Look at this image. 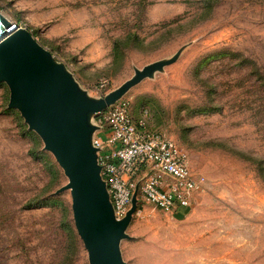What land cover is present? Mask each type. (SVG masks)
Instances as JSON below:
<instances>
[{"label": "rangeland", "instance_id": "374dc122", "mask_svg": "<svg viewBox=\"0 0 264 264\" xmlns=\"http://www.w3.org/2000/svg\"><path fill=\"white\" fill-rule=\"evenodd\" d=\"M0 12L95 100L167 63L124 97L205 182L187 209L139 204L125 264H264V0H0ZM10 96L0 83V264H91L71 191L57 194L69 179Z\"/></svg>", "mask_w": 264, "mask_h": 264}, {"label": "water", "instance_id": "95a60500", "mask_svg": "<svg viewBox=\"0 0 264 264\" xmlns=\"http://www.w3.org/2000/svg\"><path fill=\"white\" fill-rule=\"evenodd\" d=\"M0 12V83L10 89L9 107L17 109L44 141L69 183L57 194L71 191L75 226L91 264H125L120 244L138 210L139 185L132 206L119 220L102 177L95 138L101 130L91 116L100 117L135 85L167 63H154L103 99L88 96L73 74L26 28L15 29Z\"/></svg>", "mask_w": 264, "mask_h": 264}, {"label": "built area", "instance_id": "2783aa9c", "mask_svg": "<svg viewBox=\"0 0 264 264\" xmlns=\"http://www.w3.org/2000/svg\"><path fill=\"white\" fill-rule=\"evenodd\" d=\"M8 30L27 28L14 21ZM101 130L95 145L101 149L99 160L116 217H126L133 194L139 185L140 203L165 212L187 209L204 178L194 175L187 151L162 132L148 129L145 117L135 121L132 104L122 98L99 118Z\"/></svg>", "mask_w": 264, "mask_h": 264}, {"label": "trees", "instance_id": "16d2710c", "mask_svg": "<svg viewBox=\"0 0 264 264\" xmlns=\"http://www.w3.org/2000/svg\"><path fill=\"white\" fill-rule=\"evenodd\" d=\"M206 1H208V0H206ZM18 23H20V22H18Z\"/></svg>", "mask_w": 264, "mask_h": 264}, {"label": "bare ground", "instance_id": "6f19581e", "mask_svg": "<svg viewBox=\"0 0 264 264\" xmlns=\"http://www.w3.org/2000/svg\"><path fill=\"white\" fill-rule=\"evenodd\" d=\"M10 31H12V30H10Z\"/></svg>", "mask_w": 264, "mask_h": 264}, {"label": "crops", "instance_id": "0c3cea01", "mask_svg": "<svg viewBox=\"0 0 264 264\" xmlns=\"http://www.w3.org/2000/svg\"><path fill=\"white\" fill-rule=\"evenodd\" d=\"M142 118V117H141Z\"/></svg>", "mask_w": 264, "mask_h": 264}]
</instances>
